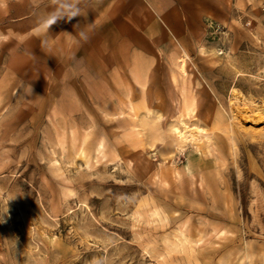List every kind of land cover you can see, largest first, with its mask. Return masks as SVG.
<instances>
[{
  "label": "rangeland",
  "instance_id": "obj_1",
  "mask_svg": "<svg viewBox=\"0 0 264 264\" xmlns=\"http://www.w3.org/2000/svg\"><path fill=\"white\" fill-rule=\"evenodd\" d=\"M115 3L0 0V264H264V0Z\"/></svg>",
  "mask_w": 264,
  "mask_h": 264
},
{
  "label": "crops",
  "instance_id": "obj_2",
  "mask_svg": "<svg viewBox=\"0 0 264 264\" xmlns=\"http://www.w3.org/2000/svg\"><path fill=\"white\" fill-rule=\"evenodd\" d=\"M177 3L178 0H131L129 2H127L126 0H117V3H115L114 6L116 5V11L119 12V14L115 16V18L113 16L112 17L114 18V20L123 19L126 25V20L129 18L133 20V23L130 24V26H138V24L143 25L144 21L141 17H137V15H134L133 17V13H130L131 15H129V13L127 12H134L135 10H145L147 15L150 16L151 20H156L154 26H156V28H159L160 26H162V24H158L157 19H161L164 23H166L167 21L165 20H168L167 17L174 10ZM146 25L151 27L150 22H147L143 26Z\"/></svg>",
  "mask_w": 264,
  "mask_h": 264
},
{
  "label": "bare ground",
  "instance_id": "obj_3",
  "mask_svg": "<svg viewBox=\"0 0 264 264\" xmlns=\"http://www.w3.org/2000/svg\"><path fill=\"white\" fill-rule=\"evenodd\" d=\"M183 126L181 129L175 128V133L176 136L179 140L181 141H185L186 139H188L189 137H195L196 134L200 133L198 132V127L197 128H191L188 124L182 122Z\"/></svg>",
  "mask_w": 264,
  "mask_h": 264
},
{
  "label": "clouds",
  "instance_id": "obj_4",
  "mask_svg": "<svg viewBox=\"0 0 264 264\" xmlns=\"http://www.w3.org/2000/svg\"><path fill=\"white\" fill-rule=\"evenodd\" d=\"M77 15L76 12H71L68 16H66V18H72V17H75ZM60 18V14H56V15H53V16H50L46 19H44L42 21V23L45 25V26H50L52 25L55 21H57L58 19Z\"/></svg>",
  "mask_w": 264,
  "mask_h": 264
}]
</instances>
